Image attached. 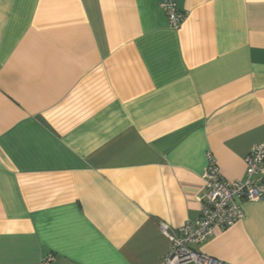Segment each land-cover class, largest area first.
Here are the masks:
<instances>
[{
  "label": "crops",
  "instance_id": "obj_1",
  "mask_svg": "<svg viewBox=\"0 0 264 264\" xmlns=\"http://www.w3.org/2000/svg\"><path fill=\"white\" fill-rule=\"evenodd\" d=\"M161 1L0 0V264H160L208 154L245 178L264 0H176L179 29ZM241 206L200 250L264 264V199Z\"/></svg>",
  "mask_w": 264,
  "mask_h": 264
},
{
  "label": "built area",
  "instance_id": "obj_2",
  "mask_svg": "<svg viewBox=\"0 0 264 264\" xmlns=\"http://www.w3.org/2000/svg\"><path fill=\"white\" fill-rule=\"evenodd\" d=\"M160 5L167 14L169 25L179 29L187 13L179 8L176 0H162ZM208 161L203 175L206 190L202 198L206 203L200 217L196 221L187 220L176 229L161 223V230L170 239L172 247L160 264H227L203 253L201 246L217 229L231 227L244 218L242 201L264 199V141L254 144L245 156L247 167L244 179H225L211 153L208 154ZM53 259L51 257L49 260Z\"/></svg>",
  "mask_w": 264,
  "mask_h": 264
}]
</instances>
